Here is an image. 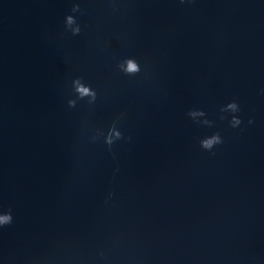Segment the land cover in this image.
<instances>
[{"label":"water","instance_id":"water-1","mask_svg":"<svg viewBox=\"0 0 264 264\" xmlns=\"http://www.w3.org/2000/svg\"><path fill=\"white\" fill-rule=\"evenodd\" d=\"M9 214L0 264H264V0H0Z\"/></svg>","mask_w":264,"mask_h":264},{"label":"clouds","instance_id":"clouds-1","mask_svg":"<svg viewBox=\"0 0 264 264\" xmlns=\"http://www.w3.org/2000/svg\"><path fill=\"white\" fill-rule=\"evenodd\" d=\"M181 2H183V0H181ZM73 11H78L79 8L78 6H74ZM68 23H72V18L71 17H68ZM79 33V29H76L74 30V34H78ZM137 70V67L135 65V63H133V61L129 60L127 61V69L126 71L128 72H134ZM77 91L80 93L81 96H84V95H94V93H90L89 92V89L88 88H85V87H79L77 88ZM73 102H70V106ZM229 108H232L233 110H236V105L235 103H232V104H229L228 105ZM241 123V121L237 118V117H233L231 122H230V126L235 128L237 127L239 124ZM249 123H252V121H249ZM222 143V140H221V137L219 136V134H214L212 136V138L210 139H206V140H202L200 142V146L202 148H204L205 150H210L214 144H220ZM11 220H12V217L11 215H4V216H0V225H3V224H10L11 223Z\"/></svg>","mask_w":264,"mask_h":264}]
</instances>
